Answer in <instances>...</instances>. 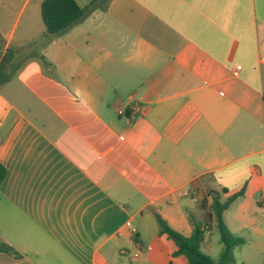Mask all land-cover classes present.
<instances>
[{"label": "crops", "instance_id": "1", "mask_svg": "<svg viewBox=\"0 0 264 264\" xmlns=\"http://www.w3.org/2000/svg\"><path fill=\"white\" fill-rule=\"evenodd\" d=\"M22 16L0 14V63L45 35ZM0 163V264H186L156 213L191 236L208 174L264 241V0H112L1 89Z\"/></svg>", "mask_w": 264, "mask_h": 264}, {"label": "trees", "instance_id": "2", "mask_svg": "<svg viewBox=\"0 0 264 264\" xmlns=\"http://www.w3.org/2000/svg\"><path fill=\"white\" fill-rule=\"evenodd\" d=\"M112 0H92L87 6L82 7L76 0H44L41 7L42 19L46 27L43 39L33 43L28 53H19L15 47H10L0 63V91L12 79L18 68L23 63V58L29 55H36L37 49L47 45L53 38L62 36L73 27L87 19L97 10H107ZM24 56V57H23ZM40 59L46 61L45 56ZM6 168L0 163V185L6 177ZM204 187L209 195H213L211 213L205 221L194 222L193 233L187 237L175 230L158 213L156 218L159 225V233L167 236L176 246L175 256L184 255L187 258L186 264H235L234 250L245 244V239L234 234L228 227L224 214L243 195L242 191L230 195L225 201L221 200L220 193L211 187L212 175L202 177ZM223 192L229 191L223 189ZM215 221L224 245L218 261L202 250L206 240V233L211 229V222ZM1 250H12L6 244H2Z\"/></svg>", "mask_w": 264, "mask_h": 264}, {"label": "rangeland", "instance_id": "3", "mask_svg": "<svg viewBox=\"0 0 264 264\" xmlns=\"http://www.w3.org/2000/svg\"><path fill=\"white\" fill-rule=\"evenodd\" d=\"M0 14L23 15L17 28V35L20 36L28 27L33 26L36 28L37 38L41 37L42 33L41 31L39 33L38 29L39 23L40 27H45V24L42 18H38V21L34 18V15H42L40 0H0ZM1 46L0 44V47ZM32 58H36V55L25 56L23 62ZM210 233L212 235V244H209L207 238L202 245V250L209 254L214 260L218 261L224 245L221 241V235L217 226L211 229ZM239 236L243 237L246 242L241 247L235 248V264H264L263 239L252 235L248 231L240 232Z\"/></svg>", "mask_w": 264, "mask_h": 264}, {"label": "built area", "instance_id": "4", "mask_svg": "<svg viewBox=\"0 0 264 264\" xmlns=\"http://www.w3.org/2000/svg\"><path fill=\"white\" fill-rule=\"evenodd\" d=\"M137 110H138V105H137V104H130V105H129V111H130V113H131L132 115L136 114V113H137ZM118 113H119L120 115H127L129 112H128V110H126V109H119V110H118ZM138 256H139V253H136V254H135V257H138Z\"/></svg>", "mask_w": 264, "mask_h": 264}]
</instances>
